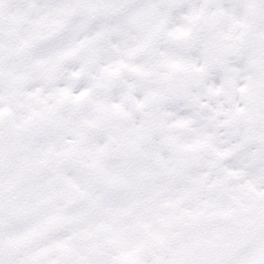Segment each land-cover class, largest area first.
<instances>
[{"label":"snow or ice","instance_id":"obj_1","mask_svg":"<svg viewBox=\"0 0 264 264\" xmlns=\"http://www.w3.org/2000/svg\"><path fill=\"white\" fill-rule=\"evenodd\" d=\"M0 264H264V0H0Z\"/></svg>","mask_w":264,"mask_h":264}]
</instances>
